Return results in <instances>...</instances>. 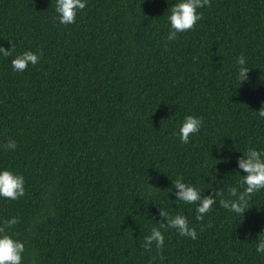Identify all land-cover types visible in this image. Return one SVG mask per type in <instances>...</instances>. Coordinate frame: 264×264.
I'll list each match as a JSON object with an SVG mask.
<instances>
[{
	"label": "trees",
	"instance_id": "trees-1",
	"mask_svg": "<svg viewBox=\"0 0 264 264\" xmlns=\"http://www.w3.org/2000/svg\"><path fill=\"white\" fill-rule=\"evenodd\" d=\"M173 2L88 0L61 24L55 0H0V46L13 49L0 56V145L16 141L0 147V168L25 187L0 197V221L17 218L21 264H264V189L240 218L217 203L203 220L171 192L181 176L227 197L240 151L264 148V0H209L168 41ZM25 50L37 64L14 71ZM186 115L203 123L181 143ZM160 208L183 214L196 238L165 228L163 248L144 247Z\"/></svg>",
	"mask_w": 264,
	"mask_h": 264
},
{
	"label": "clouds",
	"instance_id": "clouds-1",
	"mask_svg": "<svg viewBox=\"0 0 264 264\" xmlns=\"http://www.w3.org/2000/svg\"><path fill=\"white\" fill-rule=\"evenodd\" d=\"M88 0H55L54 11L61 24H71L76 20L77 14L85 9ZM209 5V0H174L170 3V12L167 15L169 30L166 39L174 40L178 33L191 29L201 18L203 13L200 9ZM12 47L0 46V56L12 55ZM40 54L36 51L25 50L14 56L11 66L14 71L23 72L30 64H37ZM236 78L239 84L248 80L249 67L243 55L235 61ZM258 116L264 118V108L258 109ZM202 118L196 115H186L178 129L179 140L187 143L194 134L202 127ZM5 150L16 148L15 139H9L5 144L0 145ZM236 158V168L240 178L235 185L227 189V197L215 187L209 188L207 194L199 186L177 176L171 181L174 201L186 205H195L197 220H203L206 213L212 211L217 203L224 209L240 218L249 209V201L252 195L264 189V148L248 147ZM149 183V182H148ZM149 185H151L149 183ZM150 196L155 198L151 188L147 189ZM25 195L24 177L22 174L7 168H0V197L15 200ZM159 215L163 218L159 227L152 226L150 234L144 238V247H151L153 244L157 249L164 247L165 236L161 229H174L179 235L189 238H196V229L190 226L188 219L181 213H170L160 208ZM17 218L11 217L0 221V264H21L24 244L14 238L11 229L16 224ZM264 233V232H261ZM255 251L264 254V234L256 237Z\"/></svg>",
	"mask_w": 264,
	"mask_h": 264
}]
</instances>
